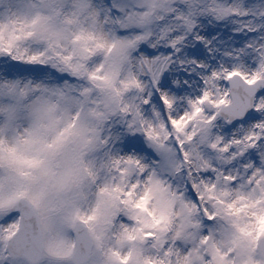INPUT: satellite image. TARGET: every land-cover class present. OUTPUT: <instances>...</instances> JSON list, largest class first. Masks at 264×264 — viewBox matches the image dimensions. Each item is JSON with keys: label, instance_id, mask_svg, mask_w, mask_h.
Segmentation results:
<instances>
[{"label": "snow or ice", "instance_id": "6c2138e0", "mask_svg": "<svg viewBox=\"0 0 264 264\" xmlns=\"http://www.w3.org/2000/svg\"><path fill=\"white\" fill-rule=\"evenodd\" d=\"M0 264H264V0H0Z\"/></svg>", "mask_w": 264, "mask_h": 264}]
</instances>
